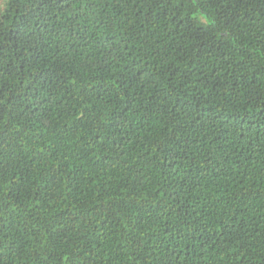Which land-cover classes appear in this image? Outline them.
I'll return each instance as SVG.
<instances>
[{
    "label": "trees",
    "instance_id": "16d2710c",
    "mask_svg": "<svg viewBox=\"0 0 264 264\" xmlns=\"http://www.w3.org/2000/svg\"><path fill=\"white\" fill-rule=\"evenodd\" d=\"M0 264H264V0H6Z\"/></svg>",
    "mask_w": 264,
    "mask_h": 264
},
{
    "label": "rangeland",
    "instance_id": "374dc122",
    "mask_svg": "<svg viewBox=\"0 0 264 264\" xmlns=\"http://www.w3.org/2000/svg\"><path fill=\"white\" fill-rule=\"evenodd\" d=\"M5 1H6V0H0V12H1L2 9H3V6H4Z\"/></svg>",
    "mask_w": 264,
    "mask_h": 264
}]
</instances>
